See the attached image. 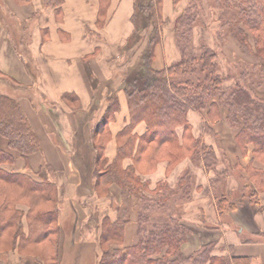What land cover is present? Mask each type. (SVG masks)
<instances>
[{
    "label": "crops",
    "instance_id": "obj_1",
    "mask_svg": "<svg viewBox=\"0 0 264 264\" xmlns=\"http://www.w3.org/2000/svg\"><path fill=\"white\" fill-rule=\"evenodd\" d=\"M185 6L186 0L176 3L160 0L153 7L151 23L142 31L140 44L123 52L133 30L134 0H53L49 4L44 0H0V93L20 103L40 143L39 151L23 159L0 137V147L13 157L12 163H2L0 167L25 173L35 181L45 178L56 184V225L60 230L54 242L57 257L50 264H97L101 221H114L118 208L127 212L128 218L119 246L136 243L134 197L129 194L128 200L124 199L126 195L115 183L109 185L108 193L98 195L79 149L91 147L92 126L107 104V94L114 91L119 107L108 122L104 147L107 161L113 159L117 133L128 121L123 90V71L128 60L132 62L136 58L155 25L160 39L154 47L152 67L159 70L177 60L179 50L173 23ZM210 22L214 25L208 28ZM217 28L218 21L211 15L204 25L200 21L194 25L193 40L206 39L204 33L213 39L212 32ZM210 46L215 47L219 60L248 59L231 36ZM70 92L76 99L64 101L61 95ZM212 101L211 108L190 109L187 119L192 135L211 145L220 159L216 170L226 167L222 190L228 198L237 201L236 207L223 212L216 210L209 186L213 170L207 171L201 162L192 163L187 157L173 167L165 160L159 161L142 178L153 188L160 179L174 184L183 170L194 175L191 200L178 205L182 222L191 229L180 247L182 255H188L207 240H217L226 245L228 255L249 256L250 264H264V164L253 158L251 143L236 142L237 129L226 124L225 107L217 105L215 98ZM144 128V123L139 122L134 132L139 135ZM176 130L178 135L182 133L181 126ZM77 135L82 142L77 143ZM131 162L130 157L123 158L122 167ZM251 167L263 172V177L256 176L257 188L246 170ZM252 193L257 195L259 206L250 202ZM17 207L26 211L24 205ZM203 219L219 222L221 232H211L208 239L204 238L200 226ZM21 222L26 235L24 215ZM2 256L9 264H47L37 256L21 254L16 247Z\"/></svg>",
    "mask_w": 264,
    "mask_h": 264
},
{
    "label": "trees",
    "instance_id": "obj_2",
    "mask_svg": "<svg viewBox=\"0 0 264 264\" xmlns=\"http://www.w3.org/2000/svg\"><path fill=\"white\" fill-rule=\"evenodd\" d=\"M52 1L44 0V3ZM159 2L134 0L133 30L125 41L123 52L140 44L142 31L151 23L153 7ZM201 3L202 0H186L185 8L174 19L173 32L179 50L177 60L159 70L152 67L154 47L160 39L156 25L136 58L132 62L128 60L123 71L128 121L117 133L113 159L107 161L104 147L108 122L119 107L114 91L107 94V104L92 126L91 147L79 149L90 169L92 188L98 195L108 193L109 185L115 183L126 195L124 199L128 200L130 194L135 200L132 209L137 217L136 243L119 246L128 218L127 212L118 208L114 221H101L97 264H250L249 256L219 253L217 240L201 244L188 255L181 254L180 247L187 241L191 229L182 222L178 205L192 198L195 178L190 170L180 172L172 185L160 179L149 188L148 181L142 178L159 161L165 160L173 167L187 157L192 163L201 162L205 170H213L209 186L216 210L223 212L236 207L237 201L223 192L226 167L216 170L220 159L211 145L192 135L187 119L190 109L211 108L214 98L217 105L226 109V124L237 129L236 142L239 145L251 143L253 158L264 164V0H214L212 6L219 22L212 34L219 43L231 36L249 60H219L215 47L206 43L195 45L192 30L202 15ZM61 97L64 101L76 99L71 92ZM139 122H143L145 128L137 135L134 128ZM179 126L182 127L180 135L176 130ZM0 137L5 138L8 148L23 159L40 150L38 137L20 103L2 93ZM125 157H130L132 162L122 167ZM12 162L10 152L0 147V164ZM246 170L257 188L256 176L263 177L262 170L252 167ZM56 189V184L45 178L35 181L25 173L0 167V243L9 249L16 247L23 253L32 243L52 239L56 242L60 230L56 225ZM251 195L249 200L253 202L257 196ZM140 201L147 204L139 207ZM17 205H24L26 211ZM23 215L26 235L22 231ZM201 225L218 228L216 223L205 219L201 220ZM62 228L65 232L63 224ZM54 252L53 258H56Z\"/></svg>",
    "mask_w": 264,
    "mask_h": 264
},
{
    "label": "rangeland",
    "instance_id": "obj_3",
    "mask_svg": "<svg viewBox=\"0 0 264 264\" xmlns=\"http://www.w3.org/2000/svg\"><path fill=\"white\" fill-rule=\"evenodd\" d=\"M201 4H202V9H200V10L202 12V15L198 18V21L197 22L200 21L201 24L204 25L205 24V21L206 22L210 21V16L211 15L213 16V20H215V19L217 20V18H218L217 11H216V9L214 7H212L215 4L214 3V0H206V1L205 0H202V3ZM207 24L206 25L208 26V28L210 26L213 27V25H214V24L211 25V22L210 23H207ZM218 26H219V22H218ZM12 32H13V30H12ZM204 34L206 35V37H205L206 39L193 40L195 42V45L200 44V43H206L207 44V42L210 43L211 45H216L217 44L218 39L216 38L215 35H213L212 36L213 39H211V37L209 36L208 33H204ZM221 43H222V41H221ZM210 44H208V45H210ZM245 59H247V58H245ZM112 73H114V71H112ZM92 105H95V103L92 104ZM51 108H53V106H51ZM79 126H81V124H79ZM77 137L79 138V141H78V139L76 140L77 143L78 142L80 143V141L82 142V138H80L79 135H77ZM86 157H87V155H86ZM255 196H257V195H255ZM255 196H253V197H255ZM254 202H255V204L257 206L260 205L259 200L257 199V197H255V200L252 203H254ZM140 203L141 204L139 205V207H142V208L144 207V205L147 204V202L145 203V202H142V201H140ZM166 203L168 205L170 203V200H168ZM214 223H216V222H214ZM218 223H216V225L218 227L216 229H210V228L203 227V230H202L203 233L202 234H203L204 238H207V237L211 236V232H221L220 226H219ZM200 226H202L201 223H200ZM208 241H210V240H207L206 242H208ZM217 244H218V246H217L218 247L217 248L218 249V252L221 253V254H223V255H228V250H227L226 245L224 243L223 244H219L218 241H217ZM54 247H55V244H54V240L52 239L50 242H47V240H46V241H44L42 243H39V242L38 243H32V244L26 246L25 250H28L27 252L25 250H23V251L26 254V256H27V254H30L32 256H37L44 263L50 264L51 263V260L54 259L53 257H55V256H53V254L55 253L54 252V250H55ZM8 250H10L9 247H6V246H4V245H2L0 243V255H1L0 256V264H9L8 261H6L7 259L5 258V256H2V254L4 252L8 251ZM28 252H30V253H28Z\"/></svg>",
    "mask_w": 264,
    "mask_h": 264
}]
</instances>
